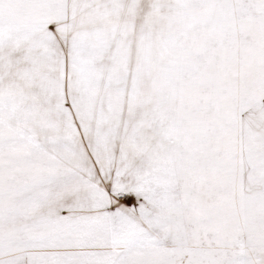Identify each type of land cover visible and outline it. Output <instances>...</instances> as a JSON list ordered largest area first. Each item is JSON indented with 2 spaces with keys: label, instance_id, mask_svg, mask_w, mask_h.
Here are the masks:
<instances>
[{
  "label": "snow or ice",
  "instance_id": "obj_1",
  "mask_svg": "<svg viewBox=\"0 0 264 264\" xmlns=\"http://www.w3.org/2000/svg\"><path fill=\"white\" fill-rule=\"evenodd\" d=\"M0 264H264V0H0Z\"/></svg>",
  "mask_w": 264,
  "mask_h": 264
}]
</instances>
